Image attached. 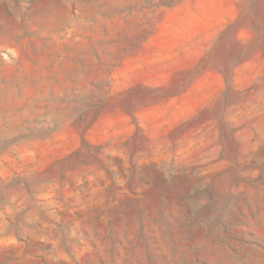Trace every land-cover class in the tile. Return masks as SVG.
<instances>
[{"label":"rangeland","instance_id":"rangeland-1","mask_svg":"<svg viewBox=\"0 0 264 264\" xmlns=\"http://www.w3.org/2000/svg\"><path fill=\"white\" fill-rule=\"evenodd\" d=\"M0 264H264V0H0Z\"/></svg>","mask_w":264,"mask_h":264}]
</instances>
